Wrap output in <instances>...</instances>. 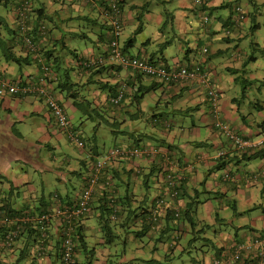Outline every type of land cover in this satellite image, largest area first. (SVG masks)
<instances>
[{
  "label": "crops",
  "instance_id": "1",
  "mask_svg": "<svg viewBox=\"0 0 264 264\" xmlns=\"http://www.w3.org/2000/svg\"><path fill=\"white\" fill-rule=\"evenodd\" d=\"M12 1L14 5L8 11L7 19L15 30L19 23L17 11L20 4H30L26 21L30 31L27 34L37 39L38 53L44 52L55 61L54 92L70 120L73 122L78 117L79 127L73 126L86 142L85 149H78L79 157L74 159L77 167L70 171L75 179L65 183L64 189H57L45 198L44 190L54 185V175L59 183L62 182V176L58 174L61 168L56 169L50 164L59 163V155L62 158L67 155L55 152H69L76 146L56 128L42 100L14 96L0 98V178L12 179V188L21 193L17 197L21 205L46 210L53 202L54 193L68 205L77 201L94 155L110 150L99 145L97 134L101 126L113 124L119 126L117 132L124 135L122 144L131 145L138 141L149 152H160L139 158L134 164L115 165L119 171L116 195L120 199L121 215L127 219L120 216L122 220L116 222L115 231L124 230L128 219L133 217L141 223L135 235L148 238L150 243L148 247L138 244L134 258L138 264L146 263L141 258L150 257L147 253L152 254V263L171 264L176 247L171 241L167 245L162 240L172 228L174 232L177 230L175 226L190 230L191 225L187 222L186 228L183 219L188 204L202 203L201 209L200 205H195V227L191 230L198 227L200 229L195 232L204 231V227L211 228L209 232L214 230L216 240L206 238L205 241L206 244L208 241L213 243L217 254L228 255L236 244L264 235V73L258 74L264 65L255 53L260 52L259 56H264V41L258 43L249 38L264 26V0H202L203 5L196 0H120V47L127 55L161 57L169 67L201 65L210 85L216 87L220 95L217 116L210 108V98L202 84L191 81L163 86L108 61L112 32L103 12L113 0H0V4ZM235 4L241 5L247 13V19L242 23L234 20ZM206 16L209 18L207 22L204 21ZM39 26H45L46 32L38 33ZM13 31L9 28V54L7 59L3 57V69L12 75L36 78L40 70L31 64L37 54L27 52L23 35L18 37V33ZM162 46L165 49L160 50ZM173 48L176 49L175 56L167 54ZM204 49L208 50L207 53L203 52ZM1 59L0 56V63ZM13 59L19 60L17 64L21 72L10 63ZM98 59L106 62L99 69L86 70L80 65L86 60ZM127 84L132 85V90H125L130 96L137 89L152 90L136 104L125 98L121 107L114 110L109 100ZM149 101H154L155 106ZM89 102L96 110L95 114H89L94 110L88 107ZM159 106L163 109L159 110ZM148 112H151L149 121L144 118L150 115ZM79 113L82 116L86 114L88 118L85 120ZM190 114L195 117H190ZM137 119L141 125L133 131L138 137L125 131L127 125L135 126ZM217 119L227 124L241 139L250 142L251 147L237 148L216 128ZM91 124V136L86 135L83 128ZM35 130L40 132V138L30 141L23 135ZM62 141L67 144V149L63 148ZM47 144L51 146L42 160L41 146ZM102 148V153H99ZM51 154L56 157L53 161L47 159ZM69 158L68 155L59 164L64 165ZM16 162L19 165H15ZM27 165V169L21 168ZM167 166L178 182L181 195L173 203L181 206L182 219L173 221L168 214L159 218L157 229L153 230L148 224L153 225L154 222L146 217L148 214L145 216L147 219L143 218L142 213L150 212L154 199L162 194L163 181L155 174ZM130 169L137 173L133 172L134 179L128 182L126 173ZM131 188L136 193L132 194ZM3 202L6 203L7 199L0 197V205ZM93 202L95 204L90 210L95 215L89 212L77 227V233L84 242L83 247L77 248V264H113L115 256L105 247L108 241L95 238L94 234L99 230L110 235L114 232L112 226L104 228L103 202L97 196ZM10 203L13 205L12 200ZM127 207L135 212L126 217ZM223 213L225 216H221ZM14 219L16 217L0 220V225H8ZM31 228L22 233L12 249L0 246L2 264H58L60 242L55 235L56 229L50 228L53 238L46 244V251L36 258L29 244L38 238V234ZM177 237L179 240L181 235ZM181 238L184 241L187 237ZM179 250L185 252L184 248L179 247ZM178 258L182 259V256L178 255ZM225 264L256 263L250 256Z\"/></svg>",
  "mask_w": 264,
  "mask_h": 264
},
{
  "label": "built area",
  "instance_id": "2",
  "mask_svg": "<svg viewBox=\"0 0 264 264\" xmlns=\"http://www.w3.org/2000/svg\"><path fill=\"white\" fill-rule=\"evenodd\" d=\"M198 2L202 3V1ZM119 3L120 0H113L110 2L111 11L107 13V15H109L108 17L112 19V27H110L113 29L112 32L114 35V39H112L109 45L108 61L112 64H118L124 69H131L157 81L164 82L165 84L173 83L175 85H179L191 81L202 84L207 89L206 93L210 98L213 113L217 116L220 104V95L216 89L210 85L206 73H204L199 66H179L176 68L161 67L156 66L145 59L131 58L121 52L119 37L122 26L119 19L122 16V10L119 8ZM29 7L30 4L28 2H24L18 9V24L20 25V29L23 34L25 47L29 52H35L36 47L34 46L33 40L29 35H27L30 31L29 26L26 24ZM204 21H207V18H204ZM45 31V26H39L37 30L38 33H45ZM103 62V59L94 61L89 60L83 62V66L91 67L97 64H102ZM39 65L38 69L40 70V75L38 81L36 82H32L30 80H25V82H15L14 80L8 79L0 72V98L8 96L20 98L36 97L43 100L52 115L56 126L61 131L66 133L68 138L79 148H83V141L79 138L77 133L72 130L70 122L62 106L55 98L52 86L54 80L53 70L42 61H39ZM122 99L123 92H119L116 97H111L109 101L112 105H118ZM215 126L237 148L242 150L251 147L250 142L241 139L227 124L222 121L217 119ZM149 153L152 152H149L148 149L141 150L138 148L124 147L112 148L107 153L99 157L92 165L86 180V185L80 193L77 201H75L72 205H66L61 199H59L58 195L55 194L53 196V205L45 213L41 215L26 213L8 223L14 224L15 226H39V229L41 230V237H44L45 233H47L50 228L54 227L56 232H60L62 236V253L60 255L62 264H76L75 234L77 227L79 226L80 221L90 212V206L95 192L98 189H101L102 191L105 189L107 192L112 189L111 184H108V181L105 185L100 183L101 174L104 173L107 168H113L119 161L139 159ZM159 153L160 152H158V154ZM160 179L163 181L164 192L162 196L159 195L158 198H156L152 207V216H149V219L152 222L157 221L160 217H164L166 212L170 210L169 204L167 203L168 200L177 199L180 194L178 182L172 172L169 171L168 166L161 171ZM114 199L115 193L110 197L111 201H114ZM173 210V216L178 218L180 216V208L176 206ZM4 223H6V221ZM15 235L16 230L10 232L7 239L12 240ZM250 256L258 259L257 264H264V235L258 236L252 241L236 244L228 255L225 253L221 254V256L214 259L211 264H225L226 262L235 263Z\"/></svg>",
  "mask_w": 264,
  "mask_h": 264
},
{
  "label": "rangeland",
  "instance_id": "3",
  "mask_svg": "<svg viewBox=\"0 0 264 264\" xmlns=\"http://www.w3.org/2000/svg\"><path fill=\"white\" fill-rule=\"evenodd\" d=\"M13 5H14V1H12V2H10L8 4H6L5 2L0 4V42L4 45V47L6 49H9V46H10V44L8 43L9 38H10L9 37V33H8L9 28L16 29L13 26V24L10 25V23H9V21L7 19L8 11L10 10L11 7H13ZM242 5H244V4H242ZM262 17L264 18V15ZM16 32L19 35V32L17 30H16ZM249 38H250L251 41H256L258 43H262L264 41V26H262V28L259 29V30L257 29L256 32H254V34H251L249 36ZM2 52L3 51L0 49V56L2 57V59H1L2 63H0V71H2V73H4L6 75V77L8 79H10V80H14L15 82L21 81V79H20V76H22L21 74H18V76L12 75V74L8 73L7 71H5L3 69L5 60L3 59ZM175 53H176V49L173 48L171 50V52H169L167 54H171V56H175ZM255 53H257L258 61L261 64L264 65V56L263 57L259 56V54H261L260 52H255ZM10 63L12 65H14L15 67H17L18 72H21V70L18 69L20 67L18 66L17 62L12 60V61H10ZM31 65L34 68H36L35 66H37L36 63H33ZM250 68H251V65H250ZM22 72H25V71L22 70ZM262 73H264V69H261L258 72V74H262ZM14 74H16V73H14ZM23 75H26V74H23ZM22 77L24 78V80L26 79V76H22ZM214 89H216V87H214ZM149 103L153 107L155 106L154 105V101H149ZM90 104H91V102L88 103V107L89 108H93L92 107L93 105L92 104L90 105ZM158 108H159V110L163 109L162 106H159ZM210 108H211V103H210ZM84 109H86V104L84 105ZM84 111H86V110H84ZM157 111H158V109H157ZM86 112H89V110H87ZM91 112H94V114H95L96 110L94 109L93 111H90L89 114ZM65 114L67 115L66 112H65ZM148 114H150V115H148V116L146 115L144 118L149 121V119L151 118V117H149V116H151V112H148ZM67 117H68V120H69L70 124H72L73 129H74V126L79 127V119H78V117H76V119H74L73 122L70 120L68 115H67ZM82 117L85 118V120L88 118V116L86 114H83ZM190 117H195V115L194 114H190ZM104 119H106V117H104ZM135 121H137V122L134 123L135 126L134 125H131V126L127 125L128 129L127 130L124 129V130L128 131V132L130 131L134 135H136V132L133 131V129H137L138 130V125H141V123L138 122V119L135 120ZM144 123L145 122H143V124ZM91 127L93 128L92 124L84 126L83 131L85 132L86 135H90L91 134ZM113 128H115V129H113ZM112 131H115V132L119 131V126H116V125H113V124H111V126H109V127L108 126H101V128L99 130V133L97 134V140H98L99 145L100 146H105L106 147L105 149H108V148L111 149L115 145H117L115 147H119V145H121L124 142V140H123L124 139V135L123 134H120V133L112 134ZM201 131H204V129L201 128ZM23 135L27 136L30 141H32L33 139H36V138H40V136H41V134H40V132L38 130L30 131V133L28 135H25V134H23ZM136 136L138 137V134ZM126 139L128 140L127 137H126ZM62 142L64 144L63 148L67 149V144L64 143V141H62ZM51 144H53V143H51ZM51 144H47L46 146L45 145L41 146V151L42 152H41L40 156H41L42 160H44V153L51 146ZM85 144H86V142H85ZM78 149L79 150H84L85 148L82 149V148H79V147H72L71 151H69V152H58V151L55 152L57 155H59V154H65L67 156L69 155V157H70L69 159L70 160L65 161L64 165H61L59 163L63 162L62 159H67V156L62 158V155H59L58 156L59 163H57L56 165L50 164V166L55 167L56 169L57 168H61V170L58 171V174H60L59 176H62L61 178L59 177L62 180V182L59 183L56 180V178H54V177H56V175H54L53 176V184L54 185H50L44 190L45 191V195L44 196H46L45 198H48V196L53 191H55L57 189L59 191L64 189L65 183H67L68 181H71L72 179H75L70 171L75 166L77 167L76 160H74V159H77L79 157ZM103 149L104 148L100 149L99 153H102ZM58 158H57V161H58ZM55 159H56V157H55ZM136 161H138V159L130 160V164H134ZM125 162L128 164L127 161H125ZM15 165H19V162H16ZM57 165H61V167L57 166ZM27 167H28V165L26 167H21V168L24 170V169H27ZM88 174H89V171L87 170L86 173H85V176H87ZM126 174L128 175L129 173H126ZM159 174H160V171H159V173L156 172L155 175H159ZM130 175H132V174H130ZM85 176H84V178H85ZM36 179L37 180H35V182L38 181V177ZM155 179H156V177H154V180ZM9 180L10 181H6V178L5 179L0 178V197H1V199L6 198L7 200H12L13 207L18 208V205L21 202L20 201L18 202L17 196L20 195L21 193H19L17 191V189L12 188L13 187V185H12L13 181H12L11 178H9ZM74 182L75 181H73L72 183H74ZM130 192L133 194V193H136V190H133L131 188ZM40 193H42L41 190H40ZM54 194H53V196H54ZM195 202H197V201L195 200ZM94 204H95L94 202L91 204L92 207L94 206ZM201 204L202 203H198V202L195 203L194 206H193V210H191V218L193 220V223H192L193 225L191 223H190V225H191L192 229L195 227V225H194L195 205L196 206L200 205L199 206V208H200ZM106 207L109 208L108 205H106ZM230 210L232 211V208ZM90 212H92V211L90 210ZM92 214L95 215L94 212H92ZM102 215L104 217V223H105V219L108 220L107 213L102 214ZM221 216H225L224 213ZM121 217L123 219H125L122 215H121ZM121 217H120V220L118 218H117V220L116 219L115 220L117 222L118 221L121 222V220H122ZM173 221L179 222L177 219H174ZM128 222L129 223H128V225H126V227H124V230L123 229H119V230L115 231L116 229H115L114 226H116V222H114L112 220H108L107 225L109 227L112 226V229H113L112 232H114V234L111 233V235H110L107 232L106 233H102V231H100V230H99V233L96 232L94 234V235H96L95 238H103L104 240L108 241V244H106L105 247L107 249H110L112 251L113 255L115 256L114 259H113V264H129V263L138 264V262L134 260V258L137 256L136 251L138 249V244L142 243L146 247H148V244H150L148 238H138V236L135 235V232L138 230V225H139V227H141V223L139 221H136L135 218H133V217H130L128 219ZM187 222L188 221L184 220V225L186 226V228H187L188 223H189V222L188 223ZM170 225H173V224L171 223ZM148 226L151 228L152 227L151 223L148 224ZM175 227L177 228V230L174 232V228H172L171 231L169 232V234L162 240L167 245L169 244V241H171V244L173 245V247H176L173 250L175 252V254H174V259L170 262L171 264H211L212 261L215 258H217V256H215L216 255V250H215L216 247H214L212 242L208 241L207 244H206V241H205L206 238H209L212 241L216 240L214 238V236H213V231L214 230L213 231L211 230V232H209L208 230L211 229V228L204 227V231L195 232V230L200 229V228L198 227L194 231H192L191 228H190L191 231L190 230L187 231L185 229L182 230L180 227H177V226H175ZM217 227H222V226H217ZM202 228H201V230H202ZM178 235L179 236L181 235V237H187V238H186V240L183 241L182 238L180 237V239L178 240L177 239ZM112 236H113V239L111 240L110 237H112ZM0 238H1V236H0ZM177 246L181 247V249L184 248L185 252L181 253V251L179 250V247H177ZM82 253H84V252H82ZM147 254L150 255V257L141 258L142 260L146 261L145 264H156V263H152L150 261V259L152 257V254L151 253H147ZM178 255H181L182 259H179ZM123 258H125V259L123 260ZM162 264H164V263L162 262Z\"/></svg>",
  "mask_w": 264,
  "mask_h": 264
},
{
  "label": "trees",
  "instance_id": "4",
  "mask_svg": "<svg viewBox=\"0 0 264 264\" xmlns=\"http://www.w3.org/2000/svg\"><path fill=\"white\" fill-rule=\"evenodd\" d=\"M198 1H202V0H196V2H198ZM23 4V3H22ZM22 4H20V6L19 7H21L22 6ZM198 4L199 5H203V2L202 3H199L198 2ZM119 5H120V9L122 8V6H121V2L119 3ZM105 11L103 12V16H104V18L107 20V23L109 24V26H111L112 27V25H111V21H112V19H110V17H108L109 15H107V13L109 12V11H111V7H110V4H108V6L104 9ZM207 18H208V16H206ZM233 17H234V20H235V22H237V23H242L243 21H245V19H247V13H246V11L244 10V8L241 6V5H238V4H235L234 6H233ZM209 19V18H208ZM119 21H121V26H122V18H120L119 19ZM110 27V28H111ZM36 28H38V27H36ZM12 31H13V29H12ZM17 31L19 32V35H18V37H22V32H21V29H20V25L18 24V28H17ZM113 31V29L111 28V32ZM13 32H15V33H17L16 32V30L14 29V31ZM46 32V31H45ZM28 35V34H27ZM16 36V35H15ZM30 36V35H29ZM31 38H32V40H33V43H34V46L36 47V51L35 52H31V53H35V54H37L36 56V60H34L35 62L34 63H36V65H37V67L39 68V61H42L44 64H46L47 66H49L52 70H53V72H54V78H55V61H53L47 54H44V52H41V53H38L37 52V46H36V41H37V39H35V38H33V36H30ZM22 39H23V37H22ZM112 39H114V35H113V32H112V37H111V41H112ZM110 41V42H111ZM26 48V47H25ZM161 48H162V50L163 49H165L163 46L162 47H160V50H161ZM0 49L3 51V57L5 58V59H7V57H8V54H9V49H6L5 47H4V45L0 42ZM27 49V48H26ZM207 49H204L203 50V52L204 53H207ZM27 52H29V51H27ZM121 52L123 53V54H125V55H127L126 54V51H125V49L123 48V47H121ZM108 53H109V51H108ZM129 57H131V58H138V59H145L146 61H148V62H150V63H153V64H155L156 66H161V67H169V66H167V64H166V62H164L162 59H161V57H158V58H153V57H151V58H149V57H139V56H133V55H128ZM10 60V59H9ZM14 60V59H13ZM15 62H17V63H19V60H14ZM105 61L102 63V64H97V65H94V66H91V67H89V68H84V69H86V70H96L97 68L99 69V67L101 68V67H103L104 65H105ZM116 66H118V67H121V66H119L118 64H115ZM193 66H197V65H193ZM199 67L202 69V67H201V65H199ZM121 68H123V67H121ZM5 70V69H4ZM203 70V69H202ZM6 71V70H5ZM1 72V74H3V75H5L4 73H2V71H0ZM131 72H133V73H136V74H139L140 76H145V75H143V74H141V73H139V72H136V71H131ZM6 76V75H5ZM147 77H149V76H147ZM38 78H39V75L36 77V78H34L33 76H32V78L31 77H26V79L25 80H30V81H32V82H36V81H38ZM150 78V77H149ZM20 79H21V81H24L25 82V80H24V78L22 77V76H20ZM152 79V78H151ZM56 80V79H55ZM153 81H155L156 82V84H161V85H163V86H175V84H165L164 82H160V81H157V80H155V79H152ZM132 85H129V84H127L126 85V87H125V89L123 90V89H121V92H123V99H122V101H124L125 100V98H127L128 97V99L130 98L131 100V103H133V104H136V103H138L140 100H143L144 99V97L148 94V93H150L151 92V88H147V90H145V91H142V90H139V89H137V90H134V94L133 95H129V94H127V93H125V90L127 91V89H128V91L131 89L132 90V87H131ZM118 94V93H117ZM112 95H114V94H112ZM121 104L122 103H119L118 105H112V107L114 108V110L115 109H119L120 107H121ZM71 128H73L72 126H71ZM115 133H118V132H115ZM85 145V144H84ZM86 146V145H85ZM115 146H117V145H115ZM115 146L114 147H112V148H115ZM119 147H124V148H138V149H141V150H144L145 148L144 147H141L139 144H138V141H135V142H133V143H131V145H126V144H121V145H119ZM111 148V149H112ZM109 151V150H108ZM107 151V152H108ZM107 152H105V153H107ZM104 154V153H103ZM103 154H101V155H103ZM151 154H158V152H152V153H149V154H147V156H150ZM101 155H98V154H96V155H94V159L92 160V164H94V162H96V160L99 158V157H101ZM96 156V157H95ZM145 156H142L141 158H144ZM47 158L48 159H50L51 161H53L54 160V155L53 154H51V155H49V156H47ZM166 158V157H165ZM120 163H124L125 165H127V163L125 162V161H119ZM119 162L116 164V165H118L119 164ZM128 162V164L130 163V160L129 161H127ZM137 170V169H136ZM132 171V169H130L129 170V174L127 175L126 174V178L128 179V182L132 179H134L133 178V172H131ZM89 172H90V169H89ZM119 171H118V169H116V167L114 166L113 168H107L106 169V171H104V173H102L101 174V177H100V183L102 184V185H105L106 183H107V181H108V184H111V188L112 189H110V191H108L107 192V190H104V191H101L100 193L99 192H96L95 194H94V198L97 196V198L100 200V202L102 203L103 202V207H104V210L102 209V214H105V213H107V217H108V220H112V221H114V222H117L116 220H117V218L119 219V217L121 216V209H120V204H119V201H120V199H119V197H117V195H116V188H117V184H118V182H117V179L119 178V176H118V173ZM135 174L137 173V172H134ZM130 174H132V175H130ZM131 180V181H132ZM163 192H164V190L162 191V194H161V196L163 195ZM115 193V199H114V201H111L110 200V197L113 195ZM180 195L181 194H179V198H180ZM18 197V196H17ZM179 198H177V199H169L168 200V204H169V211H167L166 212V214H165V216L164 217H166L168 214H170L171 215V217L173 218V219H177V220H181L182 219V214H180V216L178 217V218H175L173 215H174V210H173V208L174 207H179L180 208V213H182L181 212V206L180 205H175L173 202H175L176 200H178ZM63 201V200H62ZM8 202V203H7ZM7 202L5 203V202H3V204H1L0 205V220H4V219H6V218H17V217H19V216H21V215H24V214H26V213H29V214H32V215H41V214H43V213H45L47 210H41V209H39L38 207L37 208H32V207H30V206H28V204L27 205H21V204H19L18 205V209H13L14 207H13V205L10 203V200H7ZM66 204V203H65ZM52 205V203L50 204V206ZM66 205H68V204H66ZM106 205H108L109 206V208H107L106 207ZM130 207V206H129ZM129 207H127V210H126V213H125V215H126V217H127V215L129 216L132 212H135V211H132V210H130V208ZM152 207H153V205L151 206V208L149 209L150 210V212H148V210L147 211H144L143 213H142V217L144 218L147 214V218H150V217H148V216H151L152 214H151V212H152ZM191 210H193V205L192 204H188L187 205V207H186V209H185V211H184V213H183V219L184 220H186V221H188L189 222V224L191 223H193V220H192V218H191ZM102 217V216H101ZM145 217V218H146ZM164 217H162V218H164ZM103 219H104V217H102ZM146 218V219H147ZM161 218V217H160ZM116 219V220H115ZM108 220H106L105 219V224H104V228H107V223H108ZM125 220H127V219H125ZM158 221H159V218H158V220L157 221H155L154 222V224L152 225V229L153 230H155V229H157V224H158ZM3 224H1L0 225V236H1V238H0V242H1V248L3 249H6V250H10V249H12L13 248V246L15 245V243L20 239V237L22 236V233H24V231H30V228H31V226H15L14 224H9L8 223V225H4V226H2ZM106 225V226H105ZM193 225V224H192ZM109 227V226H108ZM40 227L39 226H37L35 229L34 228H31V229H33V230H35L36 232H37V234H38V238L37 239H35L32 243H30L29 244V248H33L34 250H33V255L34 256H36V258H37V255L38 254H42V253H44L45 251H46V249L47 248H45V246H46V244L49 242V239L51 240L53 237V234L50 232V230H48L47 231V233H45V236L44 237H41V230L39 229ZM16 230V235L14 236V238L12 239V240H8L7 239V236H8V234L10 233V232H12V231H15ZM3 231H4V234H3ZM55 235L58 237V239H57V241L58 242H60V250H59V257H58V260H59V262H58V264H62V262H61V253H62V247H61V238H62V236H61V233L60 232H55ZM78 237V238H77ZM77 238V239H76ZM78 240V243L76 242V252H77V248H78V246L80 247V245H81V247H83L82 245H84V242H83V239H81V236L76 232V237H75V241H77ZM58 242H57V244H58ZM55 247H57V245L55 246ZM35 253V254H34ZM221 254H222V252H220L219 254H217L216 253V256H217V258H219L220 256H221ZM258 258V257H257ZM216 259V258H215ZM254 260H255V263H257V260L258 259H256V257L255 258H253ZM0 264H2L1 262H0Z\"/></svg>",
  "mask_w": 264,
  "mask_h": 264
},
{
  "label": "clouds",
  "instance_id": "5",
  "mask_svg": "<svg viewBox=\"0 0 264 264\" xmlns=\"http://www.w3.org/2000/svg\"><path fill=\"white\" fill-rule=\"evenodd\" d=\"M205 18H207V17H205ZM209 19L207 18V21H208ZM207 21H205V22H207ZM86 61H89V60H86ZM85 62V61H84ZM81 67L82 68H89V67H85V66H83V62H81ZM54 81V80H53ZM53 86V85H52ZM55 90H54V87H53V92H54ZM119 92H121V91H119ZM118 92V93H119ZM54 95H55V98L57 99V101L59 102V100H58V98L56 97V94H55V92H54ZM207 96H208V94H207ZM33 98H36V97H33ZM37 99H39V98H37ZM39 100H41V99H39ZM43 101V100H42ZM44 102V101H43ZM122 102V101H121ZM120 102V103H121ZM59 104L61 105V103L59 102ZM112 105V104H111ZM62 106V105H61ZM62 108H63V110H64V107L62 106ZM49 111V110H48ZM64 112H65V110H64ZM49 116H50V118L54 121V119H53V117H52V115L50 114V112H49ZM67 116V115H66ZM68 118V117H67ZM54 124H55V121H54ZM71 126H72V124H70ZM55 126H56V124H55ZM56 128L62 133V134H64V135H66V133H64L63 131H61L57 126H56ZM72 130L74 131V132H76L77 133V135L79 136V138L82 140L83 138H82V136L80 135V133H78L77 131H75L73 128H72ZM67 136V135H66ZM68 137V136H67ZM69 139V138H68ZM69 141L70 142H72L70 139H69ZM83 141V140H82ZM76 147H78L74 142H72ZM83 143H84V141H83ZM85 144V143H84ZM85 148V145H84V147L82 148V149H84ZM146 149V148H145ZM105 154V153H104ZM160 154V153H159ZM102 156V155H101ZM95 163V162H94ZM173 163V162H172ZM92 163H91V165H90V169H91V167H92ZM89 171V170H88ZM90 173V172H89ZM161 173V172H160ZM89 175V174H88ZM88 175L87 176H85V180H84V187H85V185H86V180H87V178H88ZM159 178H160V174H159V176H158ZM84 187H83V189H84ZM105 190V189H104ZM103 190V191H104ZM102 190L101 189H98L96 192H101ZM95 192V193H96ZM57 195V194H56ZM59 197V196H58ZM93 200H94V196H93ZM92 200V201H93ZM155 200L156 199H154V202H153V205H154V203H155ZM63 202V201H62ZM52 205H53V202H52ZM51 205V206H52ZM50 206V207H51ZM49 207V208H50ZM48 208V209H49ZM48 209H46V210H48ZM90 209H91V206H90ZM89 214V213H88ZM181 214V213H180ZM149 217V216H148ZM50 230V229H49ZM76 232H77V230H76ZM75 237H76V234H75ZM77 242V241H76ZM76 264H77V252H76ZM257 264V263H256Z\"/></svg>",
  "mask_w": 264,
  "mask_h": 264
}]
</instances>
